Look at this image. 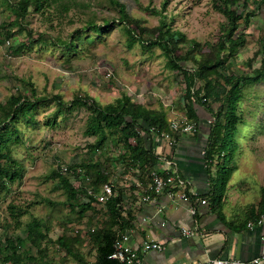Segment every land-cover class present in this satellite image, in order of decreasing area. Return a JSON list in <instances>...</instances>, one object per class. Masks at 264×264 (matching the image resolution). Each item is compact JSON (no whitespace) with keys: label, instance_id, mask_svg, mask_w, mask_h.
<instances>
[{"label":"rangeland","instance_id":"1","mask_svg":"<svg viewBox=\"0 0 264 264\" xmlns=\"http://www.w3.org/2000/svg\"><path fill=\"white\" fill-rule=\"evenodd\" d=\"M59 1H70V10L61 13L56 5L47 7L43 13L32 9L19 27L7 1L0 0V104L32 82L39 97L51 99L60 95L65 102H72L76 97L90 96L106 105L126 93L150 108L171 109L169 117L185 115L181 76L167 67V58L159 46H143L138 42L130 45V36L125 25L118 21L120 13L111 0ZM119 1L127 6L132 18L150 31L166 15L173 30L180 31L187 40L201 43L204 51L209 43L218 40L219 30L227 23L214 9L212 0ZM258 14L245 45L239 49V66L233 68L239 75L246 69L249 71L246 64L254 57L258 39L264 35V8ZM93 24L105 28L98 32L88 26ZM86 27L77 49L66 48L64 42ZM30 34L35 40L29 38ZM135 34L140 36L138 30ZM52 38L58 43H53ZM259 59L254 62L256 73L262 71ZM243 93L238 105L241 130L229 144L231 157L223 175L230 170L229 182L235 189L242 183L249 185L250 199L255 202L260 196L258 184L264 185V81L246 87ZM88 117L85 108L59 113L56 102L49 100L38 107L33 123L18 124L23 143L14 149V155L24 168V177L0 201L1 242L5 244L7 237H24L28 223L43 220L51 231L42 245L48 249L53 264H78L70 257L66 259L57 240L63 235H85L93 228L98 229L106 214L97 208L96 213H88L84 218H80L79 211L73 213L52 174L58 161L72 165L90 160L88 146L94 139L85 135ZM112 150L108 148L99 157L94 156V160L103 162ZM12 202L29 211L21 219L20 228L14 226L7 212ZM80 250L90 263L94 262L90 240Z\"/></svg>","mask_w":264,"mask_h":264},{"label":"trees","instance_id":"2","mask_svg":"<svg viewBox=\"0 0 264 264\" xmlns=\"http://www.w3.org/2000/svg\"><path fill=\"white\" fill-rule=\"evenodd\" d=\"M6 1L15 16L14 23L19 27H22L32 9L43 13L47 7L56 5V9L63 13L71 8L70 1ZM212 1L214 9L226 18L227 23L219 30L218 40L209 43L208 50L204 51L206 48L201 43L187 40L180 31L173 30L166 15L162 17L160 25L150 31L131 17L125 4L119 0H111L120 13L118 21L125 25L130 36V45L138 42L143 46H159L167 58V67L181 76V83L185 86L181 95L185 115L199 125L196 108L200 107L213 120L205 158L210 169L215 166L216 161V175L211 179L212 198L219 205L231 177L230 170L223 175L231 157L229 144L241 130L238 105L244 98L243 91L248 86L264 81V35L258 39V49L254 57L246 64L249 71L246 69L240 75L233 71L234 66H239V49L245 45L255 18L264 8V0ZM88 26L98 32L105 28L96 24ZM87 27L72 34L64 42L66 48L77 49L78 40ZM135 30L139 31L140 36L135 34ZM29 38L35 40L32 34ZM52 42L58 43L55 38H52ZM183 43L185 47H181ZM258 58L262 71L256 73L254 62ZM23 89L24 91L18 89L17 93L0 104V201L24 177V168L14 155V149L23 143L18 124L22 121L26 124L33 123L38 107L49 100L56 102L59 113L85 108L89 112L85 135L94 139L88 146V156L91 158L88 162L74 163L68 167L74 172L84 169L92 177V186L96 190L117 178V184H114L116 196L108 202L106 218L98 229L88 231L85 235H63L57 240V244L66 253V259L70 257L78 264H121L111 256L115 251V242L121 234L135 227V208L130 201L135 200L133 180L145 186L151 181L152 173L157 170L160 157L155 152L154 134L170 131L171 109L167 110L162 105L158 109L150 108L126 93L114 103L103 105L90 96H79L72 102H65L60 95H54L51 99L47 96L39 97L32 82H28V87ZM108 148L113 149L110 156L103 162L100 159L94 160V156L99 157ZM52 177L58 179L59 189L64 191L66 202L73 213L79 211L80 218L88 213H96L92 204L81 203V192L75 186L72 174H62L56 169ZM127 191L131 192L132 198L127 195ZM257 206L250 210L252 220L264 215V188L261 189V200ZM7 212L17 228L22 227L21 219L29 213L28 209L14 202L10 203ZM245 227L246 224H243L239 228ZM24 231V237H7L5 244L0 241V264H53L48 249L42 245L49 238L51 226L43 220L34 219L26 225ZM87 239L95 251L93 263L80 250Z\"/></svg>","mask_w":264,"mask_h":264},{"label":"crops","instance_id":"3","mask_svg":"<svg viewBox=\"0 0 264 264\" xmlns=\"http://www.w3.org/2000/svg\"><path fill=\"white\" fill-rule=\"evenodd\" d=\"M196 111L198 134L179 135L174 145H160L154 141L155 152L173 162L178 175L189 183L190 191L196 193L197 200L208 203H194L198 210L196 216L190 212L191 203L173 202L166 196L159 200L166 207L160 215H156L155 204L134 206L136 223L132 229L131 244L138 247L148 239L164 245L163 251L147 253L144 264H213L217 261L251 264L253 259L264 254V226L253 230L247 228L252 220L250 210L258 207L264 185L258 184L260 196L252 202L249 185L242 183L235 189L229 182L222 203L218 205L213 202L211 179L216 175V161L210 169L203 155L210 135V115L204 108L197 107ZM174 118L169 117L170 120ZM158 170L168 172L171 168L160 162ZM134 187L135 194L138 188L136 185ZM127 192L130 196L131 192ZM146 217L148 221L144 223L142 219ZM243 224L246 227L240 229ZM183 229L195 231V235L184 237Z\"/></svg>","mask_w":264,"mask_h":264},{"label":"built area","instance_id":"4","mask_svg":"<svg viewBox=\"0 0 264 264\" xmlns=\"http://www.w3.org/2000/svg\"><path fill=\"white\" fill-rule=\"evenodd\" d=\"M213 120H209V125H211ZM199 125L193 122L186 115H182L179 118L170 120V131L164 132L162 134L155 133L154 141L160 145H174L177 142L179 135L186 134H198ZM205 149L203 155L206 154ZM160 162H164L169 168L168 172H161L160 170H155L152 173L151 181L143 186L137 180H134V185L137 186V192L135 191L134 199L130 200L134 206L141 207L145 204H155L157 207L156 215L163 214L166 207L159 203L162 196L168 197L171 201H181L191 203L190 212L193 216L198 214V210L194 203L200 202L206 205L208 202L206 200H197V195L194 191H190L189 183L182 179L178 175V171L175 168L173 162L169 161L167 157L160 156ZM160 164V163H159ZM158 164V165H159ZM57 170L62 174H72L74 176V184L81 192V203L84 205L92 204V206L98 210H106L108 202L116 196L114 191V182H108L103 184L99 190H96L93 186V179L90 175L86 173L84 169H77L76 172L72 171L68 165L57 163ZM79 177V179H78ZM134 192V191H133ZM132 198V196H131ZM142 221L147 223L148 219L143 218ZM264 226V215H261L255 220L249 221L247 228L253 230L256 227ZM93 228L91 231H95ZM132 231L130 230L118 238L115 242V251L111 258L113 260L119 261L121 264H144V256L151 251H163L165 249L164 245L155 240H146L140 246L134 247L131 244ZM182 235L184 237H193L195 231L183 229ZM213 264H236L228 261H217ZM251 264H264V254L257 257L251 261Z\"/></svg>","mask_w":264,"mask_h":264}]
</instances>
